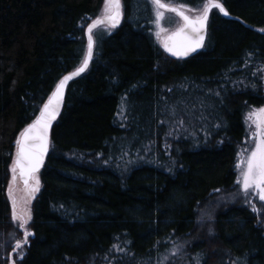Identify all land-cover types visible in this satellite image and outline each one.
<instances>
[{"label": "trees", "instance_id": "16d2710c", "mask_svg": "<svg viewBox=\"0 0 264 264\" xmlns=\"http://www.w3.org/2000/svg\"><path fill=\"white\" fill-rule=\"evenodd\" d=\"M162 1L186 13L207 3ZM218 2L229 15L212 8L203 47L182 59L156 41L151 0H121L119 25L93 29L92 59L51 127L18 258L2 246L16 141L80 66L104 0H0V264H264V203L222 208L195 236L206 201L235 185L246 112L264 105V0ZM178 105L190 113L173 114ZM134 150L143 158L126 162Z\"/></svg>", "mask_w": 264, "mask_h": 264}, {"label": "snow or ice", "instance_id": "6c2138e0", "mask_svg": "<svg viewBox=\"0 0 264 264\" xmlns=\"http://www.w3.org/2000/svg\"><path fill=\"white\" fill-rule=\"evenodd\" d=\"M151 3L155 13L154 22L157 25L164 18L165 11L176 13L183 19L184 24L171 36L167 37L164 42L166 50L178 57L186 56L190 51H195L197 48L203 46L210 8L219 9L224 15H229L223 4L218 2V0H207L202 13L194 18L185 15L178 7L163 3L162 0H151ZM103 12L104 15L102 18H97L87 27V50L80 66L59 80L55 85V90L52 91L47 102L44 103L40 110L39 116L20 133V137L16 141V158L10 166L13 173V180L15 179L16 170L19 168L20 175L25 177L24 182L26 186L28 185V178L35 181V186L30 189L31 192L39 190V180L35 176V173L42 165L43 157L47 152L49 128L51 122L56 119L59 113V108L63 102L65 86L68 81L84 72L88 67L89 61L92 59L94 47L93 29L105 23H108L111 28H115L119 24L122 16L121 0H104ZM161 31H164V29L161 28ZM261 31H264V29H261ZM157 35H159V32ZM248 120L255 124L256 132L254 135L257 139L255 148L251 151L250 156H248L246 161H243L246 167L242 169L241 179L237 183L241 184L245 195H247L250 188H254L259 194V198L264 201V107L250 111L246 117V122ZM216 191H219V189ZM9 192L11 194V188ZM12 216L14 221H20L19 227L22 229L31 220L30 210L27 208L21 209L17 213L15 200H13ZM30 235L31 233L25 231L24 243H27V238ZM21 247L22 243L17 241L14 250L20 249ZM179 250L180 246H176L174 254L178 253Z\"/></svg>", "mask_w": 264, "mask_h": 264}, {"label": "rangeland", "instance_id": "374dc122", "mask_svg": "<svg viewBox=\"0 0 264 264\" xmlns=\"http://www.w3.org/2000/svg\"><path fill=\"white\" fill-rule=\"evenodd\" d=\"M203 7L204 6L194 8L192 12L188 13L187 11V13L192 14L193 16H197L202 13ZM153 12H154V8H153ZM154 21H155V13H154V20H153V32H154L156 41L159 42L160 45H162L164 37L169 32L176 30L183 23L182 19L176 13L168 12V11L164 12V18L160 21L159 25H157ZM161 28L164 29V31H161ZM158 32H159V35H157ZM263 82H264V77H263ZM261 107H264V105L254 106L250 108L244 116L246 135L243 139V142L240 146V149L237 155V164H236L237 175H236L234 187L231 189H219V191H215L212 194V196L208 199V201H206V204H204V207L199 211V218H198L199 226H198L195 236L200 237L203 233L205 234V233L210 232V230L213 228V219L215 218L214 215L218 210L222 208H226L232 204H237L238 201H241L242 203L248 205L249 207L255 210H258L263 205L264 201H262L259 198V194L254 188H250L248 190L247 195H245L244 191L242 190L241 184L237 183V181L241 179L242 169L246 167V164L243 163V161H246L248 156H250L251 151L255 148V142L257 139L256 136L254 135V133L256 132L255 124H253L252 121L250 120L246 122V117L250 111H252L253 109H259ZM122 109L123 108L120 107V111H121V113L119 114L120 117L122 116ZM181 113L189 114L190 113L189 108L180 106V105L176 106L173 114L179 116ZM129 143L130 144H128V146L132 145V142H129ZM170 146L171 145L169 143H166L164 139L162 140V148L164 149L165 154L169 153ZM134 153H135L134 156L132 158L129 157L127 159L128 161L126 162L130 163L132 159L134 158L136 159L143 158V155L138 154V151L134 150ZM125 157H127V155L125 154L121 155L122 161L126 160ZM124 167L127 168L128 164H125ZM35 176L39 180L38 188L40 190L41 180H40L39 172H36ZM33 186H35V181L31 178L27 186L22 184L17 174V170L15 173V179L13 180V173L11 171V177L9 179L8 186H7V196L10 201V218H11L13 228L10 232L6 234L7 236L3 239L2 246L4 250H11L10 252L15 253L18 258H20L24 254L26 245L28 244V240L30 237L28 236L27 243H24L25 231L32 234V229H31L32 205H33V200L35 196L39 192V190L35 192H31L30 189ZM10 188H11V194L9 192ZM13 200H15L16 202L17 213H19L21 209H24V208H27L28 210H30L31 220L26 224L25 228L23 229L19 227V223H20L19 220H16V221L13 220V216H12ZM17 241H20L22 243V247L20 249L14 250L15 244ZM8 264H11V262L9 261Z\"/></svg>", "mask_w": 264, "mask_h": 264}, {"label": "water", "instance_id": "95a60500", "mask_svg": "<svg viewBox=\"0 0 264 264\" xmlns=\"http://www.w3.org/2000/svg\"><path fill=\"white\" fill-rule=\"evenodd\" d=\"M163 3H165V4H168V3H166V2H164V1H162ZM169 5H171V4H169ZM171 6H173V7H178V6H175V5H171ZM178 8H180V7H178ZM211 9L212 8H210V10H209V15H210V12H211ZM180 10L181 11H183L184 12V14L185 15H187V16H189L190 18H194V17H192V16H190L188 13H186L184 10H182L181 8H180ZM179 16V15H178ZM103 16H100V17H98V18H102ZM180 17V16H179ZM181 18V17H180ZM97 19V18H96ZM95 19V20H96ZM121 19H122V16H121V18H120V21H119V23L121 22ZM182 19V18H181ZM208 21H209V16H208V20H207V22H206V31H205V39H204V42H203V45H204V43H205V40H206V37H207V30H208ZM182 25L184 24V21H183V19H182ZM119 25V24H118ZM181 25V26H182ZM99 26V25H98ZM180 26V27H181ZM178 29V28H177ZM176 29V30H177ZM176 30H174V31H171V32H169L165 37H164V39H163V42H162V48H163V50L170 56V57H172V58H177V59H182V58H186V57H188V56H190V55H192V54H194V53H196L197 51H199L202 47H200V48H197L195 51H190L189 53H188V55H186V56H175V55H173L172 53H170L169 51H167L166 50V48L164 47V42H165V40L167 39V37H169V36H171L174 32H176ZM86 34H87V30H86ZM87 37H88V34H87ZM89 63H90V61H89ZM89 65V64H88ZM87 69V68H86ZM85 69V70H86ZM75 70V69H74ZM74 70H72L71 72H73ZM70 73V72H69ZM69 73H67V74H69ZM83 73V72H82ZM66 74V75H67ZM81 74V73H80ZM65 76V75H64ZM75 78V77H74ZM70 81H68L67 82V84H66V86H65V89H64V93H63V102H62V104H61V106H60V108H59V113H58V115H57V117L59 116V114H60V111H61V109H62V106H63V103H64V97H65V92H66V89H67V86H68V83H69ZM55 90V89H54ZM48 100V99H47ZM47 102V101H46ZM45 102V103H46ZM40 114V113H39ZM39 114H38V116H39ZM57 117H56V119H57ZM36 119V118H35ZM34 119V120H35ZM55 119V120H56ZM55 120H53L52 122H51V126H50V128H49V133H48V149H47V152H48V150H49V146H50V133H51V127H52V125H53V123L55 122ZM32 123V122H31ZM30 123V124H31ZM27 127V126H26ZM25 127V128H26ZM24 128V129H25ZM23 129V130H24ZM22 130V131H23ZM20 137V136H19ZM47 152L45 153V155H44V157H43V162H44V160H45V157H46V155H47ZM16 153H17V149H16ZM16 153H15V158H16ZM42 165H43V163H42ZM42 165L40 166V168H39V170L41 169V167H42ZM39 170L37 171V172H39ZM17 174H18V176H19V179H20V181L22 182V184H24L25 185V177H22L21 175H20V170H19V168H17ZM29 181H30V178H28V183H29Z\"/></svg>", "mask_w": 264, "mask_h": 264}]
</instances>
